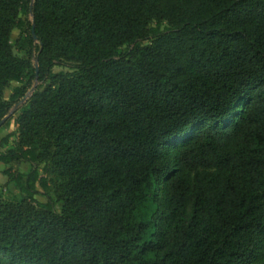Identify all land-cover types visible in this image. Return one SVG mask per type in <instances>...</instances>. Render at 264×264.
<instances>
[{
	"label": "trees",
	"instance_id": "16d2710c",
	"mask_svg": "<svg viewBox=\"0 0 264 264\" xmlns=\"http://www.w3.org/2000/svg\"><path fill=\"white\" fill-rule=\"evenodd\" d=\"M4 117L0 264H264V0H0Z\"/></svg>",
	"mask_w": 264,
	"mask_h": 264
},
{
	"label": "rangeland",
	"instance_id": "374dc122",
	"mask_svg": "<svg viewBox=\"0 0 264 264\" xmlns=\"http://www.w3.org/2000/svg\"><path fill=\"white\" fill-rule=\"evenodd\" d=\"M18 34H19V30L13 29L12 30V39H15L18 36ZM13 52L18 56L24 55V51L21 50L20 48H17L16 46H14ZM53 70L54 71H68V70H70V67L68 66V64H65V65H61V66H55L53 68ZM18 85H20V84L17 82H10V84L4 89L3 99L7 101L9 95L11 94L12 89ZM12 110H13V108H12ZM8 127L9 128L0 126V138L6 136L10 132H13L15 129V125L12 122L9 123ZM15 140H16L15 134L8 136L6 142L2 145V148L4 150H8V149L13 148V143ZM3 167H4L3 164L0 162V194L4 197H8V192L5 190V187H4V183L6 181V176L2 173ZM18 170L25 172V171H27V168L23 165H20V166H18ZM36 198L40 201L46 200L42 196H36Z\"/></svg>",
	"mask_w": 264,
	"mask_h": 264
},
{
	"label": "water",
	"instance_id": "95a60500",
	"mask_svg": "<svg viewBox=\"0 0 264 264\" xmlns=\"http://www.w3.org/2000/svg\"><path fill=\"white\" fill-rule=\"evenodd\" d=\"M32 34H33V29H32ZM33 37H34V34H33ZM36 72H37V70H36ZM25 97H27V96H25ZM4 119H5V117L0 121V125L2 124V122L4 121Z\"/></svg>",
	"mask_w": 264,
	"mask_h": 264
}]
</instances>
